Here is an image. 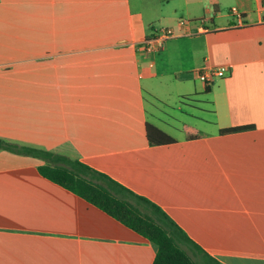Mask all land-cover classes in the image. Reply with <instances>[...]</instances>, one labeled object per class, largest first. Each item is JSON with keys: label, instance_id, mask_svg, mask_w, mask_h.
I'll return each instance as SVG.
<instances>
[{"label": "crops", "instance_id": "0c3cea01", "mask_svg": "<svg viewBox=\"0 0 264 264\" xmlns=\"http://www.w3.org/2000/svg\"><path fill=\"white\" fill-rule=\"evenodd\" d=\"M232 1L242 20L228 0H0V138L107 173L222 264H264V20ZM42 163L0 149V264H154L149 239Z\"/></svg>", "mask_w": 264, "mask_h": 264}, {"label": "trees", "instance_id": "16d2710c", "mask_svg": "<svg viewBox=\"0 0 264 264\" xmlns=\"http://www.w3.org/2000/svg\"><path fill=\"white\" fill-rule=\"evenodd\" d=\"M252 127L244 125L225 128L221 133ZM147 132L152 145L174 142L172 137L153 125L148 124ZM0 149L41 159L43 163L39 165V171L43 176L71 190L149 239L157 248L154 264H222L197 244L158 204L79 158L2 138Z\"/></svg>", "mask_w": 264, "mask_h": 264}, {"label": "built area", "instance_id": "2783aa9c", "mask_svg": "<svg viewBox=\"0 0 264 264\" xmlns=\"http://www.w3.org/2000/svg\"><path fill=\"white\" fill-rule=\"evenodd\" d=\"M260 9L263 14V20H264V0H260ZM231 12L237 16L239 20H242L244 17L243 12H241L238 7H233L231 9ZM173 33V29L171 28H163L160 32V34L153 39H150L147 41L146 48L148 51H153L158 49L160 46L164 45L165 40ZM230 67L227 65H221L217 68L209 69L203 68V70L200 72L199 77L207 84L210 85L214 82L215 76L223 77L225 76Z\"/></svg>", "mask_w": 264, "mask_h": 264}, {"label": "rangeland", "instance_id": "374dc122", "mask_svg": "<svg viewBox=\"0 0 264 264\" xmlns=\"http://www.w3.org/2000/svg\"><path fill=\"white\" fill-rule=\"evenodd\" d=\"M227 3H228V4L226 5L227 8H231V7H233V6L236 5L232 0H228ZM158 26H159V24H158Z\"/></svg>", "mask_w": 264, "mask_h": 264}]
</instances>
